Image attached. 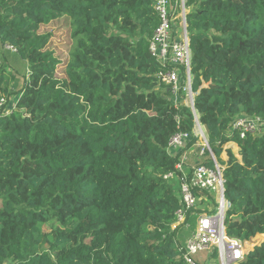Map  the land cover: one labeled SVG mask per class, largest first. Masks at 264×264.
<instances>
[{"label":"trees","instance_id":"1","mask_svg":"<svg viewBox=\"0 0 264 264\" xmlns=\"http://www.w3.org/2000/svg\"><path fill=\"white\" fill-rule=\"evenodd\" d=\"M186 6L196 108L226 165V231L254 243L264 235V131L242 138L232 122L264 118V0ZM63 17L72 49L59 77L41 27ZM159 23L153 0H0V50L15 48L29 68L16 108L0 112V264H188L177 244L192 218L172 229L180 183L165 176L178 161L169 140L194 115L158 77ZM4 60L0 100L15 75ZM230 142L241 159L231 149L222 158ZM237 264H264V242Z\"/></svg>","mask_w":264,"mask_h":264},{"label":"built area","instance_id":"2","mask_svg":"<svg viewBox=\"0 0 264 264\" xmlns=\"http://www.w3.org/2000/svg\"><path fill=\"white\" fill-rule=\"evenodd\" d=\"M186 2L187 0H153L160 23L150 41L151 54L165 67L158 77L170 88V98L176 105L183 103L190 107L194 115L192 130L174 134L167 147L169 154L178 156V161L175 171L165 178L179 181L181 198V207L176 212L172 229L186 226L188 215L196 213L201 203L203 213L194 230L184 243L177 244L184 260L188 264H199L198 257L202 252L215 250L219 264H237L257 245L252 242L250 246L246 245L248 241L230 237L226 231L225 215L230 206L225 195L226 165L220 163L215 155L209 142L208 130L201 122L196 108L197 93L192 89L193 52L186 18L189 8ZM8 48L16 51L11 46ZM7 103L6 97L0 100V112L10 114L16 108L15 103L4 108ZM263 124L264 118L261 116L242 115L232 122V129L244 138L248 133L259 134ZM225 150L223 153H226ZM222 158L227 161L226 157ZM215 201L218 202V210L212 215L208 208L213 210Z\"/></svg>","mask_w":264,"mask_h":264},{"label":"rangeland","instance_id":"3","mask_svg":"<svg viewBox=\"0 0 264 264\" xmlns=\"http://www.w3.org/2000/svg\"><path fill=\"white\" fill-rule=\"evenodd\" d=\"M41 32H51V39L47 45V49L54 51L56 56L62 61V63H60L58 66L57 74L59 77H63L64 76L63 63L68 60L69 53L72 49L70 20L67 19L66 17L58 19L50 23L49 25L42 26ZM12 54L15 55V51L9 49L8 46H5L3 48V52L0 50V56L5 57V60L2 63L3 65H6L8 73L15 74L13 75L12 78L13 81L11 85V91L13 92V94H11L10 97L6 98L8 100V103L4 106V108H8V104L13 105L15 103L14 100H16L20 95L19 90L24 85H26L25 80L28 78L29 68L27 62L24 60H18L17 58H13ZM259 131L260 132L264 131V124L261 125ZM229 149H231L232 152L239 159H241V156L239 155V150H240L239 146L231 142L224 146V150L226 151V153L224 152L222 154L223 155L222 157L224 158L226 157V159L228 160ZM213 206H214L213 210H210L208 208V212H210L212 215H215L218 210V202L217 201L213 202ZM196 211H197L196 213L190 215V217L192 218V223L190 221V224L192 225V227L194 226L192 230L190 231L188 228H185L181 231L183 233V236L180 238L182 242L185 240V238H183L184 234L185 233L188 234L189 231L191 233L194 230L200 214L203 213V205L201 203L199 204ZM51 229H52L51 224H45L43 226V230L45 232H50ZM179 230L181 229L179 228ZM263 242H264V235L261 236L260 239L254 243H256V245H261Z\"/></svg>","mask_w":264,"mask_h":264},{"label":"crops","instance_id":"4","mask_svg":"<svg viewBox=\"0 0 264 264\" xmlns=\"http://www.w3.org/2000/svg\"><path fill=\"white\" fill-rule=\"evenodd\" d=\"M12 57L15 58L16 56L14 54H12ZM16 101V100H14ZM183 236V233L180 232ZM190 234H184V238L186 240V238L189 236ZM181 236V237H182ZM254 239V238H253ZM185 240L183 241V243L185 242ZM252 242V239L248 241V243L246 245H251L250 243ZM216 251L215 250H210V251H205V252H202L199 257H198V260H199V264H219V260H218V256H215L214 253ZM217 253V252H216ZM218 255V253H217Z\"/></svg>","mask_w":264,"mask_h":264},{"label":"water","instance_id":"5","mask_svg":"<svg viewBox=\"0 0 264 264\" xmlns=\"http://www.w3.org/2000/svg\"><path fill=\"white\" fill-rule=\"evenodd\" d=\"M168 90L170 91V88Z\"/></svg>","mask_w":264,"mask_h":264}]
</instances>
